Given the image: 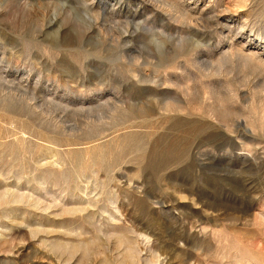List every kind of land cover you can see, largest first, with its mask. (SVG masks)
<instances>
[{"label": "rangeland", "instance_id": "rangeland-1", "mask_svg": "<svg viewBox=\"0 0 264 264\" xmlns=\"http://www.w3.org/2000/svg\"><path fill=\"white\" fill-rule=\"evenodd\" d=\"M7 192L0 264H264V0H0Z\"/></svg>", "mask_w": 264, "mask_h": 264}, {"label": "water", "instance_id": "water-1", "mask_svg": "<svg viewBox=\"0 0 264 264\" xmlns=\"http://www.w3.org/2000/svg\"><path fill=\"white\" fill-rule=\"evenodd\" d=\"M62 166V164H61ZM78 170L75 169V174H77ZM63 172V171H62ZM79 174V173H78ZM17 175V174H16ZM37 178V177H36ZM45 178V177H44ZM39 179V178H38ZM47 179V178H45ZM11 187H14L15 189H17V183L13 182L11 184ZM2 202H11V203H20L22 202V197L17 196L13 193H0V204ZM67 212V211H66ZM74 210H70L69 214L74 213ZM75 228V227H74ZM68 231H72L73 234L79 236L80 234L85 232V229L83 227L79 228L76 226L75 229H71L68 228ZM80 232V233H79ZM31 234H35L34 232H31ZM89 236L87 237V239L84 240H80L79 242H77L76 244L74 243H70V244H63V245H54L51 248V252L53 255H57L59 258L65 257L66 260L71 259L74 254H76L77 252H79V264H92V262L97 261L98 259H100L99 261H101L99 264H103L105 261L108 264H134V256H135V250L133 249V247L131 246L130 242L128 241V239H126L123 236H116L113 235L111 233H108L107 231H105L102 228H98V227H94L93 231L88 233ZM90 244L93 246L92 249H94L95 254L98 253V248L101 249L103 248L105 250L104 255H98L93 261L92 260H88L87 256H84V252L82 249H79L77 251H75L72 255H71V248L74 245H78V246H82L83 244ZM120 247L124 248V252L121 255V257L119 259L115 258V259H109V253L113 250H117ZM91 255V254H90ZM84 260L86 263H82L81 261Z\"/></svg>", "mask_w": 264, "mask_h": 264}, {"label": "bare ground", "instance_id": "bare-ground-1", "mask_svg": "<svg viewBox=\"0 0 264 264\" xmlns=\"http://www.w3.org/2000/svg\"><path fill=\"white\" fill-rule=\"evenodd\" d=\"M200 126V125H199ZM199 130V129H198ZM200 131V130H199ZM75 252V251H74ZM90 252V251H89ZM90 254V253H89ZM71 255H72V252H71ZM94 259V258H93Z\"/></svg>", "mask_w": 264, "mask_h": 264}]
</instances>
